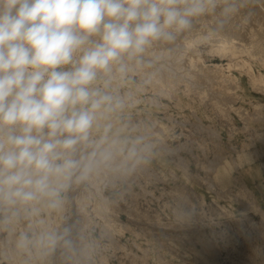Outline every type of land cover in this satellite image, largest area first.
Returning a JSON list of instances; mask_svg holds the SVG:
<instances>
[{
    "label": "rangeland",
    "instance_id": "rangeland-1",
    "mask_svg": "<svg viewBox=\"0 0 264 264\" xmlns=\"http://www.w3.org/2000/svg\"><path fill=\"white\" fill-rule=\"evenodd\" d=\"M240 2L239 13L222 27L225 33L238 36L234 51L212 53L211 42L202 38L194 44L200 63L220 66L222 73L233 79L235 90H222L224 94L218 84L213 88L206 83L213 72L204 74L208 70L203 66V72L191 69L197 73L196 79L185 74L188 67L180 68L186 61L183 36L191 29L171 44L156 45L145 56L148 66L133 70L120 88L128 99L127 107L115 118L120 143L115 146L119 153L116 151L114 158L135 165L128 170L122 165L121 177L129 173V178L99 182L98 166V183L89 179L73 183L62 208L42 214L43 224L23 218L5 220L0 213V264L15 263L13 256L8 258L4 252H16L14 244L20 233L59 229L69 223L74 225V247L46 250L17 246L16 263L264 264V87L255 85L260 76L264 79V0ZM219 13L217 8L215 13L194 20L196 33L208 28L214 33L215 27V32L224 33L217 25ZM169 67L175 70L173 76L184 77L179 79L182 82L175 83V88L166 80V87L156 86L151 75L165 72L166 77ZM193 83L200 87L191 86ZM221 95L251 116H239ZM216 97L228 109L224 103L218 104ZM258 102L263 106L256 115L254 104ZM121 122L131 130L120 128ZM141 162L149 168H143ZM101 164L109 168L106 162ZM95 176L90 177L97 180ZM102 196L109 208L98 214L95 205L104 201ZM80 198L85 201L79 202ZM77 207L85 214L76 211ZM113 219L122 224H114Z\"/></svg>",
    "mask_w": 264,
    "mask_h": 264
},
{
    "label": "clouds",
    "instance_id": "clouds-1",
    "mask_svg": "<svg viewBox=\"0 0 264 264\" xmlns=\"http://www.w3.org/2000/svg\"><path fill=\"white\" fill-rule=\"evenodd\" d=\"M240 0H0V213L45 223L73 183L120 143V88L197 18ZM215 28L213 32H215ZM120 128L131 130L123 122ZM72 224L22 232L18 247H74Z\"/></svg>",
    "mask_w": 264,
    "mask_h": 264
},
{
    "label": "bare ground",
    "instance_id": "bare-ground-1",
    "mask_svg": "<svg viewBox=\"0 0 264 264\" xmlns=\"http://www.w3.org/2000/svg\"><path fill=\"white\" fill-rule=\"evenodd\" d=\"M196 25V24H195ZM195 25L193 26V28L195 27ZM208 27V26H207ZM215 27V26H214ZM216 28V27H215ZM202 29V28H201ZM205 29H207L206 27H205ZM204 29V30H205ZM221 30H222V28H220ZM225 29V28H224ZM193 29L191 28V31H192ZM189 31L187 34H185L184 36H183V42L182 43H184V48L183 47H181V48H183L184 49V51L182 50V56L183 57H185V59H186V61H184V62H182L184 65L182 66V67H180L181 69H186L187 67L189 68L188 70H185V74L186 75H191L192 77H193V79L195 78H198L197 77V73L196 72H194V71H191V69H193V67H195L194 69H196V67H197V70L199 69V68H201V70L203 69L202 68V66L203 67H205V69H204V71L206 70V68H207V70L208 71H205L204 72V74L207 72V73H209V71L212 73L213 72V76H208V80H206V83H208L209 84V82H210V85L213 87V86H215V85H217L218 84V86H220V91H224V92H233L234 90H235V85H234V83H233V79L231 78V77H229L227 74L226 75H224L223 73H222V71L219 69V67L220 66H218V65H214V66H204V64L203 63H200L201 62V58H200V56H199V50H197L196 49V46L194 45L195 43H196V41L198 40V38H202L203 40L205 39V40H208V41H210L211 42V44H212V49H210V50H212L213 52L212 53H214V52H218V53H220L221 55H225L226 53H230V52H228V51H230L231 49L233 50V48L234 47H232L233 45H234V43H236L235 42V40H236V38L238 37H236V36H233V35H235V34H233L232 35V33H225V30H222L224 33H222L221 31H220V33L218 34V32H219V29H217V34H214V33H216V32H214V33H212V29L210 28H208L207 29V31L205 30V33H203L200 29L198 30V31H200V32H202V33H196L197 32V29L195 30V28H194V31ZM226 31H227V29H226ZM235 31V30H234ZM236 32H237V30H236ZM243 35V34H242ZM179 38V37H178ZM177 38V39H178ZM179 40V39H178ZM180 40H181V37H180ZM238 40V39H237ZM182 41V40H181ZM200 41V40H199ZM177 42V41H176ZM180 42V41H179ZM203 42V41H202ZM207 42V41H206ZM238 43V42H237ZM247 44V43H246ZM159 45V44H158ZM157 45V46H158ZM178 45H179V43H178ZM181 45V44H180ZM171 46V45H170ZM173 47H174V45H172ZM241 46V45H240ZM239 46V47H240ZM255 46V45H254ZM160 47H162L161 46V44H160ZM164 47V46H163ZM172 47V48H173ZM250 47V46H249ZM166 48V47H165ZM171 48V51H173L174 49H172ZM168 49V48H167ZM244 49V48H243ZM170 50V49H169ZM180 50V49H179ZM165 51H168V50H166L165 49ZM171 51H169V52H171ZM234 51V50H233ZM253 51H254V49H253ZM253 51H251V52H253ZM211 52V51H210ZM209 52V53H210ZM232 52V51H231ZM173 53H175L174 51H173ZM158 54H159V52H158ZM176 54V53H175ZM255 54V53H254ZM177 55V54H176ZM230 55H232V54H228V56H230ZM233 55H235V54H233ZM232 55V56H233ZM182 56H181V58H182ZM223 57V56H222ZM232 58H234V57H232ZM177 59V58H176ZM183 61V60H182ZM201 64V66H200V64ZM179 65V64H178ZM164 66V65H163ZM175 66V65H174ZM177 66V65H176ZM166 67V66H165ZM170 68V67H169ZM170 69H172V68H170ZM168 70V71H166V77L164 76V73L162 74V73H159V72H157V74L156 73H154L153 75H151L152 76V80H153V82H154V84L157 86V85H159V87H166L165 86V81L164 80H166V82L167 83H172L173 84V86H171L172 88L174 87L175 88V86H174V84L175 85H177V82L178 81H180L179 79L181 78V79H183L184 77H182V76H180V78L179 77H175V75L173 76V72H175V70ZM175 69V68H174ZM159 70V69H158ZM177 70V69H176ZM196 70V71H197ZM200 70V71H201ZM202 72H203V70H202ZM206 73V74H207ZM165 78H164V77ZM254 77V76H253ZM234 78V77H233ZM201 78H199V80H200ZM188 80V79H187ZM187 80L185 81V83H187ZM189 81V80H188ZM180 82H182V80L180 81ZM179 82V83H180ZM189 82H191V81H189ZM193 82V81H192ZM191 82V83H192ZM254 82V81H253ZM178 83V84H179ZM205 83V84H206ZM170 84H167V85H169L170 86ZM171 84V85H172ZM188 84V83H187ZM257 84H262L263 85V87H264V79H263V77L262 76H260L258 79H257V81H256V83H255V85H257ZM210 85H208V86H210ZM191 86H195V83H193ZM197 86H199V85H196L195 87H197ZM207 86V85H206ZM187 87H189L188 89L190 90V86L188 85ZM200 87V86H199ZM260 87V86H259ZM258 86H257V88H259ZM198 88V87H197ZM214 88V87H213ZM223 88V89H222ZM255 88H256V86H255ZM187 89V90H188ZM201 89V88H200ZM203 89H204V87H203ZM262 89V88H261ZM213 90V89H212ZM218 90V89H217ZM162 91V90H161ZM175 91V90H174ZM222 91V92H223ZM223 92V93H224ZM162 93V92H161ZM195 93V92H194ZM222 93V94H223ZM225 94V93H224ZM208 96H210L209 95V93H208ZM215 96V95H214ZM217 96V95H216ZM225 95H223V97H224ZM222 97V95H221V97L220 98H222V99H224V100H226V98L227 97H224L223 98ZM209 98V97H208ZM217 98V99H216ZM215 99H216V101L218 102V104H221V103H224V102H227L228 104V108L230 109H232L233 111H235V112H237L238 114H239V116H246V115H250V114H248L247 112H246V109L245 108H243V107H236V106H234L233 104H232V102L231 101H229V99L228 100H226V101H224L223 102V100H221V99H218V97H216ZM211 99V98H210ZM212 100H214V97L212 98ZM147 101V100H146ZM222 101V102H221ZM216 102V103H217ZM225 104V103H224ZM264 104V103H263ZM263 104L262 103H255L254 104V106L256 107V110H257V112H255V114L257 115V114H259V112H260V108L263 106ZM225 106V108H226V104L224 105ZM228 108H226V109H228ZM248 111V110H247ZM259 111V112H258ZM251 116V115H250ZM134 142V141H133ZM151 147V146H150ZM164 148V147H163ZM166 148V147H165ZM164 148V149H165ZM170 150V149H169ZM116 149L114 150V154L116 153ZM118 152V151H117ZM119 153V152H118ZM113 154V156L111 157V159L110 160H108V161H105L106 163H107V166H109V168L108 167H102L103 165L102 164H100L99 166L101 167H99V170L101 169V172L100 171H96L95 170V172L94 173H92V174H95L96 176L95 177H97V180H95L96 178H93V177H89V181L90 182H92V184L94 183V182H96L97 181V183H98V179H99V176H97V173H101V176H102V179H101V181H99V182H104V183H106V181H109V183L111 182V183H114V181H116L115 179H117L118 177L119 178H125L126 180L129 178V173L128 174H124V176L123 177H121L122 176V172L123 171H121V168H122V165H127V163H118L117 162V160L115 159L116 157H115V155H117V153L114 155ZM115 157V158H114ZM122 159V158H121ZM120 159V160H121ZM124 160V159H123ZM122 162V161H121ZM138 162V161H137ZM132 163V162H131ZM128 164L127 166H125L126 167V170H128L129 168H130V165H134V164ZM134 163H136L135 161H134ZM141 165H142V167L144 168V167H148L149 168V165L147 164V163H145V162H141ZM135 166V165H134ZM134 168H136V167H134ZM141 168V167H140ZM139 168V169H140ZM142 169V168H141ZM98 170V169H97ZM146 171H147V169H146ZM100 173L98 174V175H100ZM132 175V174H131ZM136 175V174H135ZM134 175V176H135ZM91 176V175H90ZM159 176V175H158ZM118 180V179H117ZM88 181V180H87ZM116 183V182H115ZM100 184V183H99ZM94 185H95V183H94ZM104 185V184H103ZM98 186H100V185H98ZM81 187V186H80ZM84 188V187H83ZM100 188H101V186H100ZM99 188V189H100ZM77 189V188H76ZM97 190H98V188H97ZM77 191V190H76ZM75 191V192H76ZM82 192V191H81ZM72 193H74V192H72ZM248 195V194H247ZM82 196V195H81ZM85 197H86V194L84 195ZM84 196H83V198H84ZM75 198H76V196H75ZM82 198V197H81ZM80 198V199H81ZM89 198V197H88ZM102 198H103V200L104 201H102V202H97V204L95 205L96 207V210H97V212H98V214H100V213H102V212H104V211H108L107 210V207L109 208V205L107 206V203H108V201H106V199L102 196ZM71 200V199H70ZM76 200V199H75ZM79 200V199H78ZM78 200L77 201H75V202H78ZM82 201V199L79 201V202H81ZM85 200H83L82 202H84ZM79 204V203H78ZM77 204V205H78ZM255 204V203H254ZM80 205H81V203H80ZM82 205H83V203H82ZM79 206V205H78ZM81 208V206L79 207V209ZM79 209H78V207H77V209H76V211L78 210V212H81V210L79 211ZM81 209H84L83 208V206H82V208ZM84 211V210H83ZM81 212V213H84L85 214V212ZM78 212H76L78 215H79V213ZM80 213V214H81ZM80 216H82V215H80ZM264 216V215H263ZM72 219V218H71ZM72 221V220H71ZM78 221L79 222H82L83 221V217L82 218H80L79 217V219H78ZM113 222H114V224L117 222V223H120V221L117 219V220H112ZM72 222H74V221H72ZM75 222H77V221H75ZM74 222V224H76ZM78 222V223H79ZM9 223V225L11 224V222H8ZM78 223L76 224V225H78ZM70 224H73V223H70ZM120 224H122V223H120ZM11 226H12V224H11ZM122 226V225H121ZM10 227V226H9ZM14 227V226H13ZM12 227V228H13ZM73 227H74V225H73ZM15 228V227H14ZM82 228V227H81ZM13 230H15V229H13ZM11 238V237H10ZM9 239V238H8ZM12 240V239H11ZM11 242H13V241H11ZM7 243H9V242H7ZM4 246V245H3ZM11 247V246H10ZM14 247L16 248V252H14L13 253V255L11 254H8L6 251L4 252V250H3V252H4V254L8 257V258H12V256H13V258H14V261H15V263H13V264H18V263H16L17 261H18V254H19V251L17 250V244H14ZM42 251V250H41ZM47 252V251H46ZM85 252V251H84ZM146 252V251H145ZM135 254V253H134ZM85 256V255H84ZM89 259V258H88ZM163 259V258H162ZM9 260V259H8ZM165 260V259H164ZM164 262V261H163ZM51 263V262H50ZM32 264H34V263H32Z\"/></svg>",
    "mask_w": 264,
    "mask_h": 264
}]
</instances>
